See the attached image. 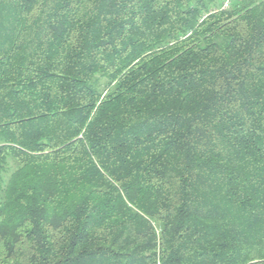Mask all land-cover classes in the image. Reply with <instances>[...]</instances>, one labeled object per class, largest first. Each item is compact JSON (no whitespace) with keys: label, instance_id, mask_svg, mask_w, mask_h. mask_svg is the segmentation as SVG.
<instances>
[{"label":"trees","instance_id":"obj_1","mask_svg":"<svg viewBox=\"0 0 264 264\" xmlns=\"http://www.w3.org/2000/svg\"><path fill=\"white\" fill-rule=\"evenodd\" d=\"M0 0V264H264V0Z\"/></svg>","mask_w":264,"mask_h":264},{"label":"built area","instance_id":"obj_2","mask_svg":"<svg viewBox=\"0 0 264 264\" xmlns=\"http://www.w3.org/2000/svg\"><path fill=\"white\" fill-rule=\"evenodd\" d=\"M232 1H233V0H224L223 3H222L221 8H222V9H227V8H229V6L231 5Z\"/></svg>","mask_w":264,"mask_h":264}]
</instances>
